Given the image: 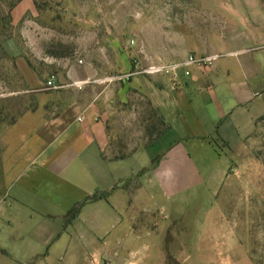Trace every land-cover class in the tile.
<instances>
[{"label": "crops", "instance_id": "0c3cea01", "mask_svg": "<svg viewBox=\"0 0 264 264\" xmlns=\"http://www.w3.org/2000/svg\"><path fill=\"white\" fill-rule=\"evenodd\" d=\"M198 9L186 40L198 56L220 55L211 67L175 81L125 60L123 82L101 84L63 61L48 79L57 88L3 132L0 264H255L228 202L264 198V9ZM145 102L166 126L151 144Z\"/></svg>", "mask_w": 264, "mask_h": 264}, {"label": "rangeland", "instance_id": "374dc122", "mask_svg": "<svg viewBox=\"0 0 264 264\" xmlns=\"http://www.w3.org/2000/svg\"><path fill=\"white\" fill-rule=\"evenodd\" d=\"M201 1L217 0H0V156L1 135L36 107L39 92L47 91L48 79L57 76L63 61H72L79 74L97 77L101 84L122 83L125 60L134 74L170 75L175 81L181 71L189 76L186 71L195 67H211L195 64L180 68L177 76L165 68L144 73L153 66L182 65L191 56H214H198L186 40V31L197 28L192 20L202 17ZM258 1L264 9V0ZM25 7L18 21L13 15ZM143 106L151 144L166 126L146 102ZM256 136L255 155L264 163V119ZM216 144L224 150V144ZM231 188L239 196L240 187ZM228 205L239 215V240L255 264H264V198Z\"/></svg>", "mask_w": 264, "mask_h": 264}, {"label": "built area", "instance_id": "2783aa9c", "mask_svg": "<svg viewBox=\"0 0 264 264\" xmlns=\"http://www.w3.org/2000/svg\"><path fill=\"white\" fill-rule=\"evenodd\" d=\"M218 59L217 55L214 56H209L206 58H201V59H197L194 57H189L182 65H170V66H166V67H160V66H153L150 67L149 69L145 70L144 73L146 74H156V73H160L165 69L167 73H173L175 76H177L176 71L179 70L180 68H188L191 67L192 65L195 64H199V65H203L204 67L210 66L211 64H213V61H216ZM186 74L189 75L190 73L188 71H186ZM46 86L48 89H55L57 88L54 80H49L46 83ZM107 264H111V263H107Z\"/></svg>", "mask_w": 264, "mask_h": 264}, {"label": "trees", "instance_id": "16d2710c", "mask_svg": "<svg viewBox=\"0 0 264 264\" xmlns=\"http://www.w3.org/2000/svg\"><path fill=\"white\" fill-rule=\"evenodd\" d=\"M17 120V119H16ZM15 120V121H16ZM14 121V122H15ZM13 122V123H14ZM12 123V124H13ZM162 123L164 124V122L162 121ZM11 124V125H12ZM165 125V124H164ZM166 130V129H165ZM165 130L163 131V132H160L159 133V136L160 135H163L164 134V132H165ZM157 139H158V136H157ZM97 198V196L95 195V196H93V197H91L89 200L90 201H93V200H95ZM81 206L82 205H79V206H77V207H75L74 209H72V211L68 214V216H67V218H66V225H68V224H70L74 219H76L77 218V216L79 215V213H80V209H81Z\"/></svg>", "mask_w": 264, "mask_h": 264}]
</instances>
